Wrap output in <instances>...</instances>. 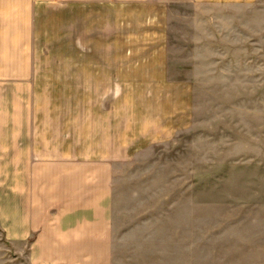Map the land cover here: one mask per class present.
<instances>
[{
    "label": "rangeland",
    "instance_id": "obj_1",
    "mask_svg": "<svg viewBox=\"0 0 264 264\" xmlns=\"http://www.w3.org/2000/svg\"><path fill=\"white\" fill-rule=\"evenodd\" d=\"M56 8L1 79L0 264H264V0Z\"/></svg>",
    "mask_w": 264,
    "mask_h": 264
},
{
    "label": "crops",
    "instance_id": "obj_2",
    "mask_svg": "<svg viewBox=\"0 0 264 264\" xmlns=\"http://www.w3.org/2000/svg\"><path fill=\"white\" fill-rule=\"evenodd\" d=\"M112 1H140L149 0H0V89L3 87V80L6 77H16L19 74L5 73V63L31 62L36 60L35 39L37 37L38 22L46 9H53L58 6L60 9L76 7L77 13H84L85 7L97 6ZM173 2V0H157ZM183 5H196L197 0H175ZM221 6L247 5L251 6L256 0H204ZM254 7V6H253ZM56 8V9H58ZM1 93V92H0ZM3 99L0 96V105ZM4 108L0 107V127H4ZM12 121V119H11ZM13 140V137H12ZM15 140H13L14 142ZM5 136L0 135V152L5 151ZM5 153H0L4 157Z\"/></svg>",
    "mask_w": 264,
    "mask_h": 264
}]
</instances>
